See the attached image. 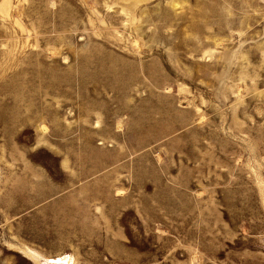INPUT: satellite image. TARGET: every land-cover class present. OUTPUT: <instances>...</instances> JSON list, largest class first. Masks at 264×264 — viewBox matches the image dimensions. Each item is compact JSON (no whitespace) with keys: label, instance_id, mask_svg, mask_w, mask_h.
I'll use <instances>...</instances> for the list:
<instances>
[{"label":"rangeland","instance_id":"1","mask_svg":"<svg viewBox=\"0 0 264 264\" xmlns=\"http://www.w3.org/2000/svg\"><path fill=\"white\" fill-rule=\"evenodd\" d=\"M63 259L264 264V0H0V264Z\"/></svg>","mask_w":264,"mask_h":264},{"label":"bare ground","instance_id":"2","mask_svg":"<svg viewBox=\"0 0 264 264\" xmlns=\"http://www.w3.org/2000/svg\"><path fill=\"white\" fill-rule=\"evenodd\" d=\"M107 47V46H106ZM57 121V120H56ZM44 139V138H43ZM71 260V259H70ZM70 260H65V259H63V261H61L60 263H58V264H66V263H68V264H70ZM63 262H65V263H63Z\"/></svg>","mask_w":264,"mask_h":264}]
</instances>
